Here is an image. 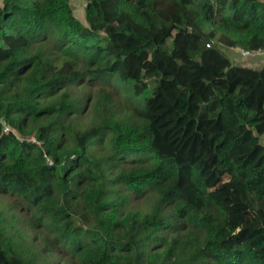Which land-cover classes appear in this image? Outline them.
I'll return each instance as SVG.
<instances>
[{
    "label": "trees",
    "instance_id": "16d2710c",
    "mask_svg": "<svg viewBox=\"0 0 264 264\" xmlns=\"http://www.w3.org/2000/svg\"><path fill=\"white\" fill-rule=\"evenodd\" d=\"M220 47L264 48V0H0V194L45 235L0 225V264H264V62Z\"/></svg>",
    "mask_w": 264,
    "mask_h": 264
},
{
    "label": "rangeland",
    "instance_id": "374dc122",
    "mask_svg": "<svg viewBox=\"0 0 264 264\" xmlns=\"http://www.w3.org/2000/svg\"><path fill=\"white\" fill-rule=\"evenodd\" d=\"M72 2L73 8L77 16L83 20L86 0H72ZM168 43H171V39H168ZM220 49L225 52L227 56L230 57L233 63L242 66H254L259 68L260 66H262V62H264L263 59H260L258 57H241L239 49H232L227 47H220ZM95 91L96 88L94 86H74L69 89L70 96L72 98L76 97V99H80L79 102L82 106V109L74 120L68 119L66 121V124H69L72 126L73 129L78 130H84L92 125V123L94 122V117L92 114L91 107L95 99ZM114 100V105L122 111V114H125L129 111L128 101L121 93H118L116 91ZM43 120L47 121V119ZM24 128H27V122H24ZM5 130H7V128ZM62 137L63 135L61 136V138ZM65 144L69 147L72 145L69 140H67ZM107 150L108 147L106 143L101 145L102 153H106ZM255 220L256 219L254 218V214L250 211H246L244 216V223H255ZM0 225L5 226L6 236L11 237L12 240L17 243L19 248L22 249L24 253L32 255L31 251L34 252L36 250L44 248L45 235L41 232L42 229L39 226H35L30 223V217L28 213L24 210L23 203L21 202V200L7 193L0 194ZM45 254L47 261L51 264H79L75 259L68 258L59 253L53 255L48 253Z\"/></svg>",
    "mask_w": 264,
    "mask_h": 264
},
{
    "label": "built area",
    "instance_id": "2783aa9c",
    "mask_svg": "<svg viewBox=\"0 0 264 264\" xmlns=\"http://www.w3.org/2000/svg\"><path fill=\"white\" fill-rule=\"evenodd\" d=\"M239 53H240L241 57H243V56L251 57V58L261 57L264 59V48L259 49V50H247L244 48H239ZM46 160L48 161L49 164L52 163V160L49 157H46Z\"/></svg>",
    "mask_w": 264,
    "mask_h": 264
}]
</instances>
